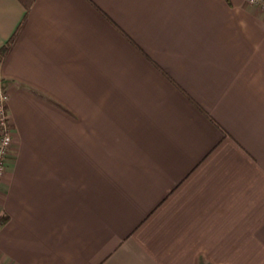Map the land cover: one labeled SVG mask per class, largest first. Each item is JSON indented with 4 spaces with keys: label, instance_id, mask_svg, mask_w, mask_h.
<instances>
[{
    "label": "crops",
    "instance_id": "0c3cea01",
    "mask_svg": "<svg viewBox=\"0 0 264 264\" xmlns=\"http://www.w3.org/2000/svg\"><path fill=\"white\" fill-rule=\"evenodd\" d=\"M12 143L0 264H264V10L0 0Z\"/></svg>",
    "mask_w": 264,
    "mask_h": 264
},
{
    "label": "built area",
    "instance_id": "2783aa9c",
    "mask_svg": "<svg viewBox=\"0 0 264 264\" xmlns=\"http://www.w3.org/2000/svg\"><path fill=\"white\" fill-rule=\"evenodd\" d=\"M247 2L255 4L264 10V0H247ZM7 100L6 91L0 87V179L5 171L4 168H6L12 143L11 128L7 121V108H4Z\"/></svg>",
    "mask_w": 264,
    "mask_h": 264
},
{
    "label": "trees",
    "instance_id": "16d2710c",
    "mask_svg": "<svg viewBox=\"0 0 264 264\" xmlns=\"http://www.w3.org/2000/svg\"><path fill=\"white\" fill-rule=\"evenodd\" d=\"M228 1V0H226ZM26 14L24 15L23 19L21 20V22L19 23V25L17 26V28H15V31L11 34V36L7 39V41H5V43L0 46V61L4 60L10 53L12 47L14 46V44L16 43V40L18 39V36L21 32V28L24 27V24L26 22ZM4 108H7V104L4 105ZM5 220V216H1L0 217V222H3Z\"/></svg>",
    "mask_w": 264,
    "mask_h": 264
},
{
    "label": "rangeland",
    "instance_id": "374dc122",
    "mask_svg": "<svg viewBox=\"0 0 264 264\" xmlns=\"http://www.w3.org/2000/svg\"><path fill=\"white\" fill-rule=\"evenodd\" d=\"M1 87V86H0ZM2 88V87H1Z\"/></svg>",
    "mask_w": 264,
    "mask_h": 264
}]
</instances>
